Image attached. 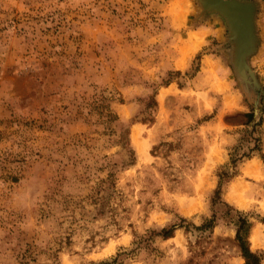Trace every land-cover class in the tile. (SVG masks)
Instances as JSON below:
<instances>
[{
    "label": "rangeland",
    "instance_id": "rangeland-1",
    "mask_svg": "<svg viewBox=\"0 0 264 264\" xmlns=\"http://www.w3.org/2000/svg\"><path fill=\"white\" fill-rule=\"evenodd\" d=\"M245 1L253 48L199 0H0V264H242L239 216L264 264Z\"/></svg>",
    "mask_w": 264,
    "mask_h": 264
},
{
    "label": "water",
    "instance_id": "water-1",
    "mask_svg": "<svg viewBox=\"0 0 264 264\" xmlns=\"http://www.w3.org/2000/svg\"><path fill=\"white\" fill-rule=\"evenodd\" d=\"M198 3L201 13L214 11L225 18L230 38L234 43H237L239 38L244 37L245 41L248 40L253 48L255 37L253 24L255 5L253 2L245 0H199ZM245 27H248L249 32L245 31ZM242 42H244L243 39ZM240 51L236 53V57Z\"/></svg>",
    "mask_w": 264,
    "mask_h": 264
},
{
    "label": "trees",
    "instance_id": "trees-1",
    "mask_svg": "<svg viewBox=\"0 0 264 264\" xmlns=\"http://www.w3.org/2000/svg\"><path fill=\"white\" fill-rule=\"evenodd\" d=\"M109 114H110V112L107 113V115H109ZM246 114L251 116L252 112L246 113ZM235 160H236L235 157H232V162L233 161L235 162ZM224 175H228V173L225 172L223 174V176ZM223 176L220 179V182H219V184L215 190V193L217 195L215 200L219 198ZM182 221H184V218H181V222H179V223H172L168 227H166V226L162 227V229L159 231V233L162 234L164 237H168V236L172 235L173 231L176 227L183 226ZM214 221H215V216H212L211 218L205 219V221L201 225L196 226V227L201 228V229L210 228V227H213ZM184 226L187 227L188 224H185ZM249 227H250V223H249L248 219H246L243 216H239L235 238L237 241V245L241 251V255L244 258V261L242 262V264H260L261 255L259 253H257L256 251H253L249 246V242H248Z\"/></svg>",
    "mask_w": 264,
    "mask_h": 264
},
{
    "label": "bare ground",
    "instance_id": "bare-ground-1",
    "mask_svg": "<svg viewBox=\"0 0 264 264\" xmlns=\"http://www.w3.org/2000/svg\"><path fill=\"white\" fill-rule=\"evenodd\" d=\"M179 2H180V0H179ZM180 3H182V1L180 2ZM184 3V2H183ZM186 4V3H185ZM245 31L246 32H249V29H248V27H245ZM256 35V34H255ZM244 41H245V39H244V37H241ZM241 45V44H240ZM207 60V59H206ZM209 61V60H208ZM210 64V63H209ZM211 69V68H210ZM212 70V69H211ZM163 93V92H162ZM161 94V93H160ZM162 95V94H161ZM133 136H134V133H133ZM135 137V136H134ZM136 140V139H135Z\"/></svg>",
    "mask_w": 264,
    "mask_h": 264
}]
</instances>
